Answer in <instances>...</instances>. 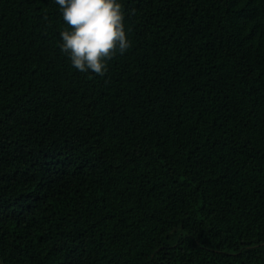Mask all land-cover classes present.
<instances>
[{"label": "trees", "instance_id": "obj_1", "mask_svg": "<svg viewBox=\"0 0 264 264\" xmlns=\"http://www.w3.org/2000/svg\"><path fill=\"white\" fill-rule=\"evenodd\" d=\"M119 2L100 77L0 0V264H264V0Z\"/></svg>", "mask_w": 264, "mask_h": 264}, {"label": "clouds", "instance_id": "obj_2", "mask_svg": "<svg viewBox=\"0 0 264 264\" xmlns=\"http://www.w3.org/2000/svg\"><path fill=\"white\" fill-rule=\"evenodd\" d=\"M68 26L60 51L80 73L104 77L109 62L131 47L125 10L119 0H55Z\"/></svg>", "mask_w": 264, "mask_h": 264}]
</instances>
